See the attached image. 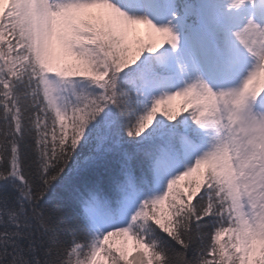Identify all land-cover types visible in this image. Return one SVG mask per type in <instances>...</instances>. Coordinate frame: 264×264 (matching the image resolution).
I'll list each match as a JSON object with an SVG mask.
<instances>
[{
	"label": "snow or ice",
	"instance_id": "1",
	"mask_svg": "<svg viewBox=\"0 0 264 264\" xmlns=\"http://www.w3.org/2000/svg\"><path fill=\"white\" fill-rule=\"evenodd\" d=\"M0 264H264V0H0Z\"/></svg>",
	"mask_w": 264,
	"mask_h": 264
},
{
	"label": "rangeland",
	"instance_id": "2",
	"mask_svg": "<svg viewBox=\"0 0 264 264\" xmlns=\"http://www.w3.org/2000/svg\"><path fill=\"white\" fill-rule=\"evenodd\" d=\"M141 35L143 36L144 35V31L142 30L141 31ZM180 101H176V102H174V106H176V107H178L179 105H180Z\"/></svg>",
	"mask_w": 264,
	"mask_h": 264
}]
</instances>
